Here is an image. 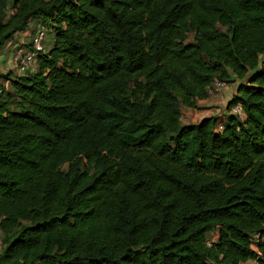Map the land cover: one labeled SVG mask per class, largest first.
Returning <instances> with one entry per match:
<instances>
[{
    "label": "trees",
    "instance_id": "16d2710c",
    "mask_svg": "<svg viewBox=\"0 0 264 264\" xmlns=\"http://www.w3.org/2000/svg\"><path fill=\"white\" fill-rule=\"evenodd\" d=\"M32 20L50 46L0 94V264H264V0H0V49ZM214 78L243 119L184 121Z\"/></svg>",
    "mask_w": 264,
    "mask_h": 264
},
{
    "label": "built area",
    "instance_id": "2783aa9c",
    "mask_svg": "<svg viewBox=\"0 0 264 264\" xmlns=\"http://www.w3.org/2000/svg\"><path fill=\"white\" fill-rule=\"evenodd\" d=\"M13 13V8L8 4L6 8V17ZM48 28L44 23L36 22L33 26V30L30 36V43L28 45H20L13 48L11 53V63L16 71V75H25L32 72L36 66L37 56L40 53L46 51V39L48 34ZM7 83V82H6ZM227 86V82L214 78L211 84L207 87L208 96L213 94H219ZM3 92V88L0 82V94ZM230 114L237 116L240 120L244 117V112L240 103H236L229 107ZM223 128L222 121L216 124V130ZM217 236L207 237L208 244L216 240ZM258 240L264 241V234L259 232L253 233L251 237V245L256 248ZM2 243V235L0 231V244Z\"/></svg>",
    "mask_w": 264,
    "mask_h": 264
},
{
    "label": "crops",
    "instance_id": "0c3cea01",
    "mask_svg": "<svg viewBox=\"0 0 264 264\" xmlns=\"http://www.w3.org/2000/svg\"><path fill=\"white\" fill-rule=\"evenodd\" d=\"M32 25H28L27 29L16 34L13 39L6 42V44L0 49V75H5L7 72H10V75L15 76L16 71L11 63V53L13 48L20 45H28L30 43V36L33 30V26L37 20H32ZM50 46V43L47 45V48ZM6 67V68H5ZM238 84L237 78H234L232 81L227 83V86L219 94L210 95L204 99H201L197 102V106L191 109L192 112H188L192 122H197L205 116H216L218 118H225L229 114V109L227 108L226 102L231 98V96L236 91V86ZM198 108H201L198 111ZM183 113V109H182ZM203 113L201 116H198V120L194 121L197 115ZM182 119L183 118L182 115ZM190 122V121H188ZM212 234V232H211ZM217 234V233H216ZM244 264H256L253 260H248Z\"/></svg>",
    "mask_w": 264,
    "mask_h": 264
},
{
    "label": "rangeland",
    "instance_id": "374dc122",
    "mask_svg": "<svg viewBox=\"0 0 264 264\" xmlns=\"http://www.w3.org/2000/svg\"><path fill=\"white\" fill-rule=\"evenodd\" d=\"M37 22H38V21H37ZM39 22H41V21L39 20ZM32 23H33V22H30L29 25H32ZM47 35H48V36H47V39H46V47H47V45L50 43V40H51V34H50L49 31H48V34H47ZM192 37H193V36L190 34V35L188 36V39L191 40ZM5 68H6V67H5ZM4 78H5V76L0 75V82H1V85H2V87H3L4 89H8V83L5 82ZM182 109H183V113H182V114H183V118H185L184 121H187V122L190 121V122H192V119L190 118V115H189V113H188V112H192L191 109H189V110H187V109H185V108H182ZM200 109H201V108H198V111H200ZM202 114H203V113L197 115V117H195L194 121H197V120H198V116H201ZM211 236H217L216 232H212V234L209 233V234L207 235L208 238L211 237ZM1 248H2V243L0 244V250H1Z\"/></svg>",
    "mask_w": 264,
    "mask_h": 264
}]
</instances>
